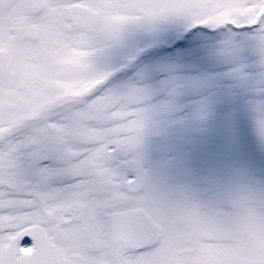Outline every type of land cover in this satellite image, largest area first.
Returning <instances> with one entry per match:
<instances>
[{
  "label": "snow or ice",
  "instance_id": "6c2138e0",
  "mask_svg": "<svg viewBox=\"0 0 264 264\" xmlns=\"http://www.w3.org/2000/svg\"><path fill=\"white\" fill-rule=\"evenodd\" d=\"M0 264H264V0H0Z\"/></svg>",
  "mask_w": 264,
  "mask_h": 264
}]
</instances>
